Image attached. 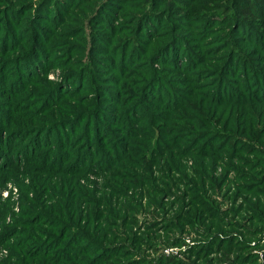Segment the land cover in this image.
<instances>
[{
  "label": "rangeland",
  "instance_id": "1",
  "mask_svg": "<svg viewBox=\"0 0 264 264\" xmlns=\"http://www.w3.org/2000/svg\"><path fill=\"white\" fill-rule=\"evenodd\" d=\"M38 1L40 0H0V25L1 19H3V25L5 21L4 18L7 10H5L3 14L4 8L22 3L30 5L26 10H23L20 19H18V28L16 31L21 34L25 33V31L27 32L29 25L33 24V22L37 25L38 23L42 25V28L39 29L42 30L41 35L43 37L47 36V41H39L38 46L45 52L41 55L36 54L35 57L37 60L51 65L45 77H47L48 81L63 83L64 88L67 90L70 88H75L76 90V93L73 94V100H64L61 104L62 106H58V110L56 111L63 113L67 119L74 118L75 116L72 114L80 110L90 111L92 114L96 113L94 119H99V122H93L92 130L86 132L76 130L73 135L75 138L79 137L74 147H79L77 149L79 154L85 155L81 159L82 161L90 159L94 142L96 138L100 136L95 132L98 126L102 128L107 126L111 127L112 131L109 136H119V138L122 139L120 141H122L123 146L126 148L129 147V141L132 140V143L134 141L131 133L126 129L128 125L126 124V119L124 123L119 122L118 124L115 119H113L115 122L114 125H110L107 122L109 120L108 114H116L117 109L119 115L127 118L124 114V109L127 104L125 105L123 102L125 98L129 96L125 91V87H127L126 85H128L131 80H136V78L124 77L122 74L119 76L118 72L115 71V67L119 69L117 64L118 61L120 62L122 55H124L125 52H133L134 48H144L146 52L144 54L145 56H143L144 61L141 62V59L136 62L133 61L128 65V68L125 69H128L129 72L140 73L142 77L148 78L151 72L148 70H150L151 67H155V73H157V75H162L167 79L182 81L180 87L187 89L188 93H191V95L193 94L192 96H187L188 99L196 101L197 104L203 103L205 105L204 107L207 112L205 115H207L206 117H208V120L203 122L204 129L201 131L209 130L211 132V130H213L214 132L221 133H228L227 131H230L229 133H233L231 137H238L239 135L241 138L244 137L247 141V148L243 150V147L246 145L243 142L240 143V140L233 139L235 142L234 144L233 140L227 141L221 137L216 139L213 144L216 147L222 144L224 146H222V151L214 155L209 156L205 151H200V146L197 147L196 150L190 149L189 153H187L185 148L187 145L185 146V141L183 140L186 135L185 133L176 132L173 134L168 128L165 135H161V128L166 129V124H160L163 116H156L154 119L152 118V114H149L148 109L145 110L143 104H133V114H129V118L130 116L136 117L135 114L138 115L140 119L133 120L135 121L134 124L140 128V133H147V130H145L147 126L152 129V131H149L150 134L154 133V140L159 142V144L156 143V148L154 149V154L156 156L153 158V161H162L161 164H164L166 167L172 166V169H178L180 172L171 176L172 172L163 170V166L154 165V169H157V171L161 170L162 174L166 172V177L163 179L161 174H156L157 183L152 192L144 190L141 192L136 190L134 194L130 195V198L122 197L115 201V203L122 205L123 208L129 206L128 210H120L114 207L113 209L116 210H113V213H117L120 219L111 216L107 219L109 223L117 220L120 221L119 223L117 221L119 226L114 228V226H109V224L105 223H92L89 229L93 235L97 233L96 226H101L106 233L108 229L112 231V234H109L112 236L105 237L108 243L101 244L102 247L105 245V247L109 248L105 254L108 250L111 255L119 251L118 257L112 260L107 259L106 261L102 256V251L100 256L101 259L93 264L125 263L134 256L146 257V255L149 256L150 259L158 260L163 254L184 257V259H189L192 262L195 261L197 255H200V258L207 260L204 264H264V219H261L257 215L256 218L258 220L255 219L254 216L252 218L250 215L252 210L247 204L246 197L241 194L250 176L258 175V180H254L258 181L256 183L264 181V171L261 169L264 167L259 166L261 161H264V156L262 154V150L264 151V101L249 102L244 99L235 102V99L221 104L206 98L208 97L213 100L216 93L221 97L226 95L225 91L220 89L216 91L219 87L218 84L213 85L216 78L222 76V70H225V67L234 65L232 69H236V64L243 65V62L245 65H243V68L241 67V70L248 66L250 71L247 72L246 70L245 72L246 77H248L246 80H249L248 82L243 80L244 78L241 73L238 75L230 74V79L237 81L236 83L239 84L237 86V92L242 90L244 95L247 94L245 89L248 90L253 88V85H248L254 84L256 80L260 79L257 78L253 69L256 70L258 68L264 72V52L261 50L259 51V48H256L254 42L248 39V37L253 36L257 39L255 33H250L252 24L249 26H236L234 24L238 22L237 20L228 15L222 17L223 15L216 11L224 7L230 0H187L185 3H182V1L185 0H153L155 5H152L153 1L150 0H125V2L121 0H109L107 3H104L105 0L101 3V0H85L76 6H72L70 10H59L61 15H58L59 20L57 23L51 21H53L52 12L56 11L59 7V0H46V2H44L42 7L45 9L44 13L48 16V19L44 18L46 17L45 15L41 17V5L38 4ZM98 6L100 7L97 9ZM46 8L49 9L48 12H50V14H48ZM100 8H102V10L98 12ZM152 9L155 10V13H158L159 22L163 24L161 36L149 35L148 33L151 29L152 33L158 31V29L154 30L151 25L149 28L146 27V24L152 21V12H148ZM9 13V15H12L14 12L11 10ZM141 14H145V18L142 20L145 24H142V21L136 19V16ZM9 15L8 18L11 20L12 17ZM96 15L102 18L98 19ZM236 16L239 17L238 14ZM52 24L56 26L54 27ZM172 27L175 28L180 35L185 36V43H187L189 47H194L192 48L193 51L189 49L192 54L197 55L199 52H202L201 56H197L202 59V62L197 66V70L182 73L175 70L172 65L161 63V57L159 58L156 53L158 49L162 48L165 44L169 37L167 36L168 30L172 29ZM141 28L143 30H141ZM257 28L258 27L253 28V30L258 32ZM243 33H246L248 37ZM137 35L138 37L134 38ZM103 38L106 41H111L109 46H107ZM1 41L2 37L0 36V45ZM12 41H14V39ZM29 45L30 43L28 41H24L20 47L28 50ZM106 47L110 48V50H108L110 52L103 51ZM238 50L246 54V57L235 55V52ZM20 52L21 51L11 53L4 52V56L0 55V58H18L21 56L19 54ZM115 52L120 53V55L113 60ZM168 57L169 56H166L163 60L169 61ZM186 57L189 58L188 61H190V56L187 55ZM113 61H115L114 64L112 63ZM4 67L5 66L0 63L1 73ZM15 67H18L17 70L16 68L8 70L10 71L9 74L12 73L16 75L15 87H22L24 81H22L21 76L24 67L22 65H15ZM203 68L207 69L208 72H202L201 69ZM77 73H81V77L73 80L75 76L72 77V75H76ZM43 84H46V79L44 76H39V78L34 80L33 84L30 83L26 87H22L20 90H17L19 92L14 93L15 95L13 96L14 100H21L17 108L22 109L23 107V112L29 114V116H26L29 117V119H25L30 121V138L25 143L21 141L20 146H25L16 150L17 156L20 159L26 158L29 152L31 153L38 148L41 138L39 137L40 134L37 129H39V125L48 126V121H51V116H48L56 109H48L47 112H42L41 110V113L38 114V109H42V106L40 102L41 96L37 94V92L43 88ZM76 85L78 86L77 88ZM138 86L142 87V84H138ZM146 90L147 89H145V92ZM111 91H113V97H117L116 93L117 91L119 92L120 98L115 99L117 103L109 102L114 101V99L110 98L112 97ZM139 93L140 91L134 97H137ZM163 93L165 94L166 92ZM159 94V91L155 89L150 91V95ZM184 94L188 95L187 93ZM148 98V102H151ZM218 98L217 96L216 99ZM192 100L191 103H193ZM0 104H2L1 106H8V108H11V102H9L8 96L4 93L3 97L0 99ZM135 105L138 106L136 107ZM152 107L158 106L154 103ZM185 110L187 111L186 108ZM208 113L223 117L224 120L221 123L222 125L215 127L217 121L215 117ZM14 115H17V117L20 116V114L16 112H14ZM178 115V111L174 114L171 112L168 115L166 114L167 117H176ZM238 115L240 121L236 119ZM56 117L57 116H53L52 118ZM226 121L229 124H226ZM237 121L241 129L237 125ZM227 125L230 126L229 129L225 128ZM141 129L143 131H141ZM244 132L249 134L243 136ZM53 134L55 136L56 133ZM109 136L106 137L109 138ZM44 137H46V135ZM57 139V137L53 138L54 144ZM137 140L141 141L142 138L138 137ZM175 140H177L178 143L175 142ZM19 141L20 140H17V142ZM120 141H117L118 144ZM154 144L155 143L152 145ZM241 144L243 145L242 147H240ZM6 146L7 145L4 147L0 146L1 156L6 152ZM44 151L45 150H38L37 152L43 154ZM52 152L54 159L51 162L56 164L57 161L54 160L60 154V146L57 149H52ZM165 155L172 161L164 162L166 159ZM13 157L14 156L10 153L5 161ZM112 159L113 158H110V160L107 161H111ZM92 161H104V158L102 160L100 158L94 160L93 157ZM24 162L25 161H21V163L15 167L19 179L9 178L10 180L6 183L5 188L0 192V219L3 220L0 225L4 228L0 231V237L4 236L5 239H9L8 236L10 235L12 237V245L18 238L24 239L27 237L26 234H14L26 229L27 226L24 224V221L30 219L23 215V204L29 203V201L38 203L36 202V200H38L36 194L30 193L28 195L23 191V188L25 189L26 185L31 182L27 180L28 174L24 173L21 175L19 173L26 168L31 169L33 167H40V164L36 163L35 160H32V162ZM253 164L254 168L250 170L249 166ZM104 165H106V162ZM257 167H259V170L256 171H259V173L254 171ZM115 168L118 169V167ZM115 168L104 173L103 176L105 178H99L91 174L87 179L92 181L90 183L94 187L99 188L103 182L110 180L112 171ZM74 169H76V167H74ZM206 169L210 172L212 171L211 175H207L209 172H207ZM195 174H197L198 179L194 177ZM20 176H22V179L26 180L22 181ZM189 178L191 179L190 181H192V185L198 186L199 183L201 187L207 188L211 195L210 197L216 201V203L213 202V200L209 202L213 208V213L208 212L200 216L201 220L196 219L198 215L191 212L199 206L194 203L191 197V187L187 186V180ZM190 181L189 184L191 185ZM79 182H82V184L84 183L82 178ZM55 196L57 195L50 193L49 199H47V197H42L39 199V202L50 206L63 199L61 196L58 199L53 198ZM93 197L98 200H100L101 197L112 200L107 190H104L102 193L93 192ZM84 205L85 204L82 205V208H84ZM42 207H44V205H42ZM110 209L112 208L110 207ZM125 211H128L126 213L130 212V217L128 218L129 225H125V219L127 218ZM107 212L109 216V208ZM214 213L219 215L215 217ZM234 213H236L235 217L233 216ZM212 216L215 218L213 219ZM219 219L223 220L224 223H228L231 219L234 220L236 223L231 222V226L235 227L232 228L234 230H227L229 229L228 227L226 230H220L225 233L234 232V234L239 236L243 241L242 244L237 246H223V250L227 257L226 259L221 256V253H218L221 252V249L217 244L210 246L208 242L212 236L217 237L219 234L225 236L224 233L217 234V229L214 230L209 227L206 228L205 226V224H213L215 221H219ZM251 219L252 221L250 222ZM190 221H193L194 225L191 224ZM247 223L248 226L244 229ZM111 225L113 224L111 223ZM113 230H115V232H113ZM129 231H131L132 234L126 233ZM13 234L15 236H13ZM207 237H210V239ZM174 242L176 243L174 244ZM110 243L111 245L108 246ZM205 243H208L207 248H205V246L202 247ZM195 246L197 247L194 250L195 254L191 255L190 258H186L184 254H181L182 250L186 248L193 249ZM11 247H9L10 251L14 249ZM226 248L230 249L226 250ZM98 249V247L95 248V246H93L91 251L88 250L86 252L87 254L83 256V259L88 257L94 262ZM198 249L199 252L196 253ZM204 249L206 250L204 251ZM8 253L9 252H7V255ZM7 255H0L1 258L3 257L0 259V262L5 263L8 260V257H6ZM250 255L252 258L246 259V257ZM222 258L223 260H221ZM256 258L257 261L255 263L254 261ZM42 261L44 263L46 260L42 259ZM85 264H87V262Z\"/></svg>",
  "mask_w": 264,
  "mask_h": 264
},
{
  "label": "trees",
  "instance_id": "2",
  "mask_svg": "<svg viewBox=\"0 0 264 264\" xmlns=\"http://www.w3.org/2000/svg\"><path fill=\"white\" fill-rule=\"evenodd\" d=\"M82 1L85 0H59L60 3L58 9L52 12L53 21L51 22L57 23V21L59 20L58 15H61L59 10H70L72 6L78 5ZM103 1L104 0H101L100 3ZM108 1L109 0H105L104 3H107ZM121 1L125 2V0ZM38 2V4L41 5L40 12L42 17L45 15V9L42 6L44 5V2H46V0H40ZM185 2H187V0L182 1V3ZM152 5H155L154 1L152 2ZM29 6L30 5L22 3L17 4L16 6L10 5L9 7L4 8L3 14L5 13L4 11L7 10L4 18L5 21L3 25V19H1L0 25V36L2 37L0 45V55L4 56V52L11 53L21 51L19 53L21 56H19L18 58H0L1 65L5 66L2 73L0 69V82H2L0 83V99L3 97L4 93L8 96L9 102H11V108H8V106H1L2 104H0V146L4 147L5 145H7L5 147L6 152H4L3 156H1L0 154V192L5 188L6 183L10 179H19V177H17L15 167L18 166L21 161L32 162V160H35L36 163L40 164V167H33L31 169L26 168L23 169L19 174H28L27 180L28 182H31L30 184L26 185L25 189L23 188V191H25V193L28 195L30 193L36 194V197L38 199L36 200V202H38L39 204L31 201H29V203L23 204V215L27 216L30 219L24 221V224L27 226L26 229H24L23 231H18V233L14 234H26V238H18L17 241H15V243L12 245V237L10 235L8 236L9 239H5L4 236L0 237V248L6 249L7 252H9L8 255L6 254L8 260L5 263L0 262V264H85L86 262L87 264H93L101 259L100 256L102 254V251V256L105 261L107 259L112 260L118 257L117 255H119V251H117L116 254L111 255L109 254L108 250V252L105 254V252L109 248L105 247V245L104 247H102L101 245L103 243H108L106 242L105 237L112 236L109 235L112 234V231H110L111 229H108L106 233L101 226H96L97 233L93 235V233L89 229L92 223H105L109 224V226H114V228L119 226L117 224L118 220L111 222L113 224L111 225V223H109L107 219H109L110 216L120 219L117 213H113V210H116L113 209L114 207L119 208L120 210H128L129 206L123 208L122 205H120L119 203H115V201L122 197L130 198V195L134 194L136 190L141 192L143 190L152 192L154 186H156L157 183L156 174H161L163 179L166 177V172L162 174L161 170L157 171V169H154V165L163 166V170H169L170 172H172L171 176H174L173 174L180 172L178 169H172V166L166 167L164 164H161L162 161H153V158L156 156L154 154V149L156 148V143L159 144V142L154 140V133L150 134V131H152V129L147 126L145 130H147L148 134L146 132L142 134L140 133V128L134 124L135 121L133 120L140 119L138 118V115L135 114L136 117L130 116L129 118L128 115L133 114V104H143L145 106V110L148 109L149 114H152V118L154 119L156 116H163L160 124H166V129L161 128V135H165L168 128L173 134L176 132L185 133L186 135L183 140L185 141V146L187 145V147H185L187 153H189L190 149L196 150V148L200 146V151H205L209 156L214 155L215 153L222 151V146H224L222 144L221 146L217 145L219 147H216L213 144L216 139L221 137L227 141H231L233 139L240 140V143L243 142L246 145L243 147V150L247 148V141L244 139V137L241 138L239 135L238 137H231L233 136V133H229L230 131H227L228 133L214 132L213 130H211V132L209 130L201 131L204 129L203 122L208 120V117H206L207 115H205V113H207L204 107L205 105L203 103L197 104L196 101L188 99L187 96H192L193 94L191 95V93H188L187 89H183V87H180L182 81L167 79L162 75H157V73H155V67H151V69L148 70L151 71L148 78L142 77L140 73L131 71L129 72L128 69H125L128 68V65L133 61L136 62L139 59H141V62L144 61L143 56H145L144 54L146 53L144 51V48H134L133 52H125L124 55H122L120 62L118 61L117 64L119 69L115 67V71L118 72L119 76L122 74L124 75V77L136 78V80H131L130 83L126 85L127 87H125V91L129 96L125 98L123 102L125 105L127 104L124 109V114L127 116V118L119 115V111L117 109L116 114H108L109 120L107 121L110 125H114L115 122L113 119H115L117 124L119 122L124 123L126 119V124H128L126 126V129L131 133L134 141L133 143L132 140L129 141V147L126 148L125 146H123L122 141H120L122 139H120L119 136H109L111 135L110 132L112 131L111 127L107 126L105 128H102L98 126L95 132H97L100 136L97 137L94 142L90 159L87 161H82L81 159L85 155H80L77 151L79 147H74L75 142L79 137L75 138L73 137V135L75 134L76 130H81L83 132L92 130L93 122H99V119H94L96 113L92 114L90 111L80 110L77 113H73L72 115H74L75 117L72 119H67L63 115V113L56 111L58 110V106H62L61 104L64 100L73 98V94L76 93V90L75 88H70L69 90H67L64 88L63 83H54L52 81H48L47 77H45L51 65L46 62H41L35 57L36 54L41 55L45 52L38 46L39 41H47V36L43 37L41 35L42 30L39 29L42 28V25H39V23L37 25L33 22V24L29 25V29L27 30V32L25 31V33L21 34L16 31V29L18 28V19H20L23 10H26ZM99 7L100 6H98L97 9ZM11 10H13L14 13L12 15H9V12ZM101 10L102 8H100L98 12H100ZM46 11L48 12L49 9L46 8ZM216 11L223 15L222 17H224V15L233 17L238 21L236 24H234L236 26H249L250 24H252L250 33H255L257 35V39L254 36L248 37L246 33L243 34H246L245 36H247L248 39L254 42L256 48H259V51L261 50L264 52V0H230V2L227 3L224 7ZM148 12H152V21L147 23L146 27L149 28L152 26L154 30L158 29V31L153 33L151 29L150 31H148L149 35L161 36L163 24L159 22L158 13H155L154 9L149 10ZM48 14H50V12H48ZM237 14L239 15V17L236 16ZM8 15L12 17L11 20L8 18ZM96 17H98V19L102 18L98 15H96ZM44 18L48 19V16ZM144 18L145 14L136 16V19H138V21H142ZM142 24H145V22L142 21ZM52 26L55 27L56 25L52 24ZM256 27H258V32L253 30V28ZM141 30L143 29L141 28ZM167 36L169 37L166 40L165 44L162 46V48H159L156 53L158 54L159 58H162H160V60H162L161 63L172 65L175 70L182 73H188L197 70L198 64L202 62V59L198 58L197 56H201L202 52H199L197 55L192 54L189 49H192L194 47H189L188 44L185 43V36L180 35V33H178L173 27L172 29L168 30ZM12 37L14 41H12ZM137 37L138 35L134 38ZM103 40L107 44V46H109L111 41H106L104 38ZM24 41H28L30 43L28 50L26 48L23 49L20 47L21 44L24 43ZM108 50H110V48L106 47V49H104L103 51L110 52ZM191 51H193V49ZM119 55L120 53L115 52V57L113 58V60ZM187 55L190 56V61H188L189 58L186 57ZM235 55L246 57V54H243L239 50L235 52ZM166 56H169V61L163 60L166 58ZM182 59H184L185 61ZM112 63L114 64L115 61H113ZM15 65H22L24 67V71L21 76L22 81H24V85L22 87H26L30 83L33 84L34 80H36V78H39V76H44V78L46 79V84H43V88L37 92V94L41 96L40 102L42 106V109H38V114L41 113V110L42 112H47L48 109L54 110L56 108L48 116H51V121H48V126L46 127L39 125V129H37L39 130V137L41 138L38 148H36V150H33L31 153L29 152L27 157L23 159H20L17 156L16 150L21 149L25 146H20L21 141H24L25 143L30 138V121L26 120L29 119V117H26L27 115L29 116V114L27 112H23L22 109L24 108H17L21 100H14L13 98V96L15 95L14 93L19 92L17 90H20L22 88L15 87L16 75L12 73L9 74L10 71H8L13 68H16L17 70L18 67H15ZM243 65H245L244 62ZM243 65L237 63L236 69H232L234 65L225 67V70H222V76L216 78V81L213 83V85L218 84L219 86L216 91L220 89L226 92V95L224 97H221L218 95V93H216L213 100L211 98L209 99L208 97L206 98L210 101L221 104L223 102L227 103L235 99V102L244 99L249 102L264 101V72H262L258 68L256 70H253L256 73L257 78L260 79L256 80L254 84L248 85H253V88L248 90L245 89L247 93L246 95H244L242 90L237 92V86L239 84L236 83L237 81H233L230 79V74L238 75L239 73H241L244 78L243 80L248 82L249 80H246L248 77H246L245 72L246 70L247 72H249L250 70L248 66H246L247 69L244 68L243 70H241V67L243 68ZM201 70L204 73L208 72L205 68ZM80 74L81 73L72 75V77L75 76L73 80L80 78ZM138 84H142V87H139ZM77 87L78 86L76 85V88ZM145 89H147L146 92ZM152 89L159 91L160 94L150 95V91ZM137 91H140V93L137 95V97H134L138 93ZM163 92L166 93L164 94ZM184 93H187L188 95ZM111 95L112 97L110 98L114 99V101L109 102H115L116 98H120L118 91L116 93L117 97H113V91H111ZM217 96L219 97L218 99H216ZM147 98L151 100V102H148ZM191 100L193 101V103H191ZM154 103H156L158 107H152V104ZM135 106L137 107L138 105ZM185 108L187 109V111L185 110ZM177 111L179 112V115L176 117L166 116V114L168 115L170 112L174 114ZM14 112L20 114V116H15ZM208 114L215 117L217 121L215 127L222 125L221 123L224 120L223 117L214 115L213 113ZM53 116L57 117L52 118ZM239 118L240 117L238 115L236 119L240 121ZM238 121L237 125L239 126ZM226 124L229 123L226 121ZM229 127L230 126L227 125L225 128L229 129ZM141 131L143 130L141 129ZM53 133H56L55 136ZM248 134L249 133L244 132L243 136ZM45 135L46 137H44ZM53 136L58 138L55 144L53 142ZM106 136H109V138ZM138 137L142 138V140L138 141ZM17 140L20 141L17 142ZM234 140L233 143L235 144ZM117 141H120V143L118 144ZM175 142L178 143L177 140H175ZM153 143L155 144L152 145ZM59 146L60 154L54 160L57 161L56 164H53V162H51L54 159L52 149H57ZM242 146L243 145L241 144L240 147ZM258 148L260 149L259 146ZM38 150L45 151L43 154H41L37 152ZM10 153L14 156L12 158L13 160L10 158L8 159V161H5V159L7 160V156H9ZM262 154L264 156L263 150ZM93 157L94 160H97L99 158L102 160L104 158V161H92ZM110 158L113 159L111 161H107L110 160ZM166 161L172 160L168 159V156H166L164 162ZM105 162L106 165H104ZM259 166L264 167V161H261V164ZM74 167H76V169H74ZM115 167H118V169H116ZM113 168L115 169L112 171L110 180L103 182L99 188L94 187L90 183L92 181L87 179V177H89L91 174L95 175L96 177L98 176L99 178H105L103 174L112 170ZM253 168L254 164L249 166L250 170H253ZM258 168L259 167H257V169H254L256 173H259V171H256L259 170ZM261 169H263L264 171V168ZM206 171L209 172L207 174L208 176L211 175L212 171L210 172L207 169ZM21 177L22 176H20V179H22ZM194 177L198 179L197 174H195ZM81 178L84 182L83 184L82 182H79ZM24 180L26 179H22V181ZM188 180L190 181L191 179L189 178ZM188 180L187 186L191 187V197L194 203L199 206L197 209H193V211L191 212L193 214L195 213V215H198L196 219L201 220L200 216L205 215L208 212L213 213V208L211 207V203H209L213 199L210 197L211 195L209 194L207 188L201 187L199 183L198 186L192 185V181H190V185ZM254 180H258V175L250 176L248 178V182L245 183V188L241 192V194L246 197L247 204L252 210V212L250 213L252 218L254 216V218L257 219V215L261 219H264V181H262L261 183H256L258 181ZM104 190H107L112 200H108L106 199V197H101V199L98 200L97 198L93 197V192L102 193ZM157 190L159 191L158 188ZM50 193H52L53 195H57L53 197L55 199H58L60 196L63 197V199L57 201L54 204H51L50 206L39 202V199H41L42 197H47V199H49ZM213 202L216 203L215 200H213ZM83 204H85L84 208H82ZM42 205H44V207H42ZM110 207L112 209H110ZM108 208L109 216L107 215ZM126 212L128 211H125L127 217L125 219V225H129L130 223H128V218L130 217V212ZM214 214L215 217L219 215L217 213ZM235 214L236 213H234L233 215L234 217ZM1 221L3 220L0 219V223ZM251 221L252 219L250 220V222ZM119 222L120 221H118V223ZM190 222L194 225L193 221ZM231 222L236 223L232 219L229 220L228 223H224L223 220L219 219V221H215V223L213 224H205L206 228L209 227L210 229H217V234L224 233L225 236L219 234L217 237L212 236L211 239L210 237L207 238L210 239V241H208L210 246H213V244L218 245V247L221 249V252L218 253H221V256L225 259L227 257L223 250V246L231 247L243 243L242 239H240L239 236L235 235L234 232L225 233L224 231L220 230H226L227 227L229 228L227 230H234L232 228L235 227L231 226ZM247 226L248 223L244 226V229ZM3 229L4 228L2 227V225H0V231ZM113 232H115V230H113ZM126 233L132 234L131 231ZM14 234L13 236H15ZM220 235L222 238L220 237ZM175 243L176 242H174V244ZM110 245L111 243L108 246ZM93 246H95V248H99L96 251L95 261H91L88 257H85V259H83V256L87 254L86 252L88 250L91 251ZM196 246L193 247V249L186 248L185 250H182L181 254H184L186 258H190L191 255L195 254L194 250L197 248ZM203 246L207 248L208 243L203 244L202 247ZM9 247L14 249H11L10 251ZM229 249L230 248H226V250ZM205 250L206 249H204V251ZM198 252L199 249L198 251H196V253ZM2 258L0 257V259ZM223 258L221 260H223ZM247 258L251 259L252 256L250 255L246 257V259ZM42 259H45L46 261L43 263ZM256 261L257 258L254 262L256 263ZM204 262L206 263L207 260H203L202 258H200V255H197L195 261L192 262L189 259H184V257H176L175 255L168 256L167 254H163L158 260L150 259V257L147 255L146 257L134 256L127 260L125 263L116 264H204Z\"/></svg>",
  "mask_w": 264,
  "mask_h": 264
},
{
  "label": "built area",
  "instance_id": "3",
  "mask_svg": "<svg viewBox=\"0 0 264 264\" xmlns=\"http://www.w3.org/2000/svg\"><path fill=\"white\" fill-rule=\"evenodd\" d=\"M4 254H7V250L0 248V255H4Z\"/></svg>",
  "mask_w": 264,
  "mask_h": 264
}]
</instances>
